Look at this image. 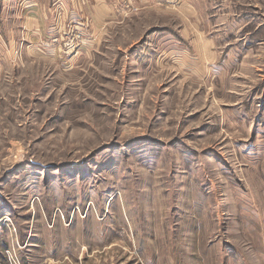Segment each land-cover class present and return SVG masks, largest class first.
<instances>
[{
  "label": "rangeland",
  "instance_id": "1",
  "mask_svg": "<svg viewBox=\"0 0 264 264\" xmlns=\"http://www.w3.org/2000/svg\"><path fill=\"white\" fill-rule=\"evenodd\" d=\"M184 2L0 0V264H264V0Z\"/></svg>",
  "mask_w": 264,
  "mask_h": 264
},
{
  "label": "crops",
  "instance_id": "2",
  "mask_svg": "<svg viewBox=\"0 0 264 264\" xmlns=\"http://www.w3.org/2000/svg\"><path fill=\"white\" fill-rule=\"evenodd\" d=\"M98 2L100 3H97L99 4L100 6V11H101V14H108L110 11V7L108 6L107 4V0H98ZM190 3V0H185L184 2V5L182 6V10L185 11V13H187L189 16H191L190 14L193 12V9L192 7L189 5ZM198 35H201V34H198ZM199 38V37H198ZM198 40V39H197ZM199 41V40H198ZM200 42V41H199ZM207 46V45H206ZM205 48V46H204ZM198 49H199V53L202 52L203 50V46H198Z\"/></svg>",
  "mask_w": 264,
  "mask_h": 264
}]
</instances>
